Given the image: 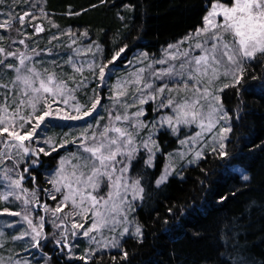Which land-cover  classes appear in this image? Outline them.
Wrapping results in <instances>:
<instances>
[{
  "label": "rangeland",
  "instance_id": "rangeland-1",
  "mask_svg": "<svg viewBox=\"0 0 264 264\" xmlns=\"http://www.w3.org/2000/svg\"><path fill=\"white\" fill-rule=\"evenodd\" d=\"M193 1L196 2L195 6ZM108 2L107 6L115 13L113 17L118 21L128 20L127 23L132 26L119 43H114L107 31L98 35L97 32L86 29L87 18L92 22L97 13L66 16L58 9V0H4L0 3V23L5 19L11 22V27H0V48H4L9 41V49L25 51L31 57V60L26 61L30 67L41 73L45 69L48 72L54 71L58 74V79L67 81L70 88L76 89L67 105L59 104L63 109L61 115H76L74 106L77 104L82 106L83 112L90 107L97 94L100 97V105L96 111L84 119L47 117L32 139L25 141V144L30 145L27 155L22 150L17 155L16 148L5 147L0 141V153L11 154V158L8 155L0 157L3 160L0 162V175L3 179L0 182V232H3V236H0V252H3L0 261L13 259L15 264H97L106 259L110 264H264V240L256 243L257 238L264 232L256 227L254 220L255 209L259 208V203H264V56L257 54L255 59L245 61L243 79L235 87H223L225 84L231 85L233 81L230 75H225L223 67L219 69L218 78L208 86L209 94L201 98L195 108L202 117H207L212 111L209 105L222 109L228 115L225 119H219L221 112L213 113L215 126L211 131L201 132L197 123L176 122L175 105L159 107L168 95L175 102H184L188 98L189 103L196 95L203 96V93L194 95V90L178 89L175 86L177 80L189 84L193 81L168 76L164 80H157L151 77V73L170 65L178 68L186 58L202 54L201 49L194 45L210 33L200 36L196 33L204 27V17L211 10V5L218 0ZM223 2L227 4L229 0ZM126 5L129 7H125ZM147 10H152L149 29L142 26L145 17H148ZM26 11L31 15L25 17L23 25L15 23ZM163 11L168 15L170 13L167 20L172 24L177 25L184 18L182 26H175L174 31V28L160 29L157 24L163 21ZM191 11L194 12L192 20L187 17V13ZM171 16H177V21H171ZM219 19L221 18L218 17L217 20ZM37 26L42 31L37 32ZM10 39L16 45L14 42L10 43ZM225 39L229 37L226 36ZM21 40L24 41L23 44L19 42ZM125 46L126 50L120 58L108 65L103 85L99 86L101 82L93 76L89 65L111 60L116 50ZM166 53L177 58L169 59L163 65L154 63L167 58ZM69 58L77 66L83 65L82 71H74L73 66L68 63ZM0 61H3L0 63V82L8 83L14 79L15 71L6 65L19 66V60L0 56ZM149 64L152 68H148ZM142 68L144 72L140 75L143 79L137 85L132 81ZM81 80H86V84L76 88V83ZM145 81H151L157 87L168 82L173 91L169 93L166 89L155 100L148 99L145 104H140L137 100L133 104V98L140 95L137 88H142ZM204 84L207 85V77L204 78ZM221 88L223 91H220ZM259 90L261 94H257ZM4 94L5 90L0 89V106H3ZM12 99L9 94V105ZM51 99L49 97V102ZM124 105L128 107L125 108ZM52 107L55 109L57 104ZM139 109H143V114L136 116ZM11 111L10 107L9 113ZM29 112L31 108H22L20 115ZM110 113L113 117H128L127 120L115 121L116 126L126 128L132 134L133 144L130 147L137 149L124 177L127 175L132 176L134 181L139 180L143 192L133 199L131 190L125 193L121 189V195L126 197L123 202L119 197H113L107 203L100 200L93 209L91 201L87 199L88 193L107 199L108 192L112 191L108 186L109 181L101 178L102 181L106 179L105 185L102 187L101 183L98 190H93L75 183L76 177L72 173L75 170L78 176L80 171H88L74 168L83 163L82 156L88 155L83 153L80 140L84 133L87 132L90 137L92 132H99L104 125L109 124ZM169 117L172 118L171 123ZM97 124L100 128H97ZM222 126L231 127L230 132L224 133L226 139L223 141L228 156L224 157L223 167H214V161L220 156L212 151L215 144L212 138L219 133ZM258 127L261 129H257ZM173 128L176 129L175 132ZM197 133L201 135L197 136ZM4 135L7 136V133ZM61 144L63 147H60ZM52 147L56 151H51ZM39 148L51 151V154L46 156L39 153L38 162L33 164L32 161L37 160V157L30 158L31 150ZM197 152L202 153L200 158L196 157ZM124 158L126 159L117 156V159ZM6 160H10L8 167ZM62 161L63 173L73 182L72 187L82 189L86 199L80 207L88 209L87 211L77 208L75 211L79 214H72V202L68 201L61 212H53L61 202L62 194L68 191L63 187V183L67 181L58 176ZM21 165V172H17L16 169ZM120 167L123 165H119ZM208 167L211 168V174L207 176L209 185L202 192L198 186L195 194L186 200L189 196L187 187L191 186L192 179L204 175ZM31 168H37L41 186H34V176L28 173ZM217 170L219 174L215 173ZM166 173V180L157 185L156 181ZM244 173L250 177L249 180L241 178ZM6 176L12 180H18L22 176L20 187L9 189L7 186L10 180ZM25 180H29L31 190L21 187ZM53 180H61V192L55 191ZM255 184L259 189L252 190L251 185ZM10 191H14L15 195L4 199L2 194ZM52 195L56 199H52ZM26 200L29 203L26 204ZM76 200L79 205V195ZM9 212H18L20 215H9ZM202 214L205 218L199 220ZM25 215L32 220L33 225H43L37 229L41 232L40 247L32 246L29 235H25L23 239H14L25 232H31V227L23 219ZM94 222H97V227L90 230L87 236L83 235ZM73 224L77 227L73 228ZM214 226L225 230L226 241L220 237L215 238ZM137 227L141 229L142 242L135 234ZM125 228L127 232L124 231ZM152 228L156 230L155 235L150 234ZM73 232L76 233L75 236L72 235ZM65 236L69 247L57 246L55 241L59 239L65 242ZM174 246H180L184 251L174 249ZM133 248L136 249L134 252ZM207 248L209 253L205 252ZM124 253H127L126 257Z\"/></svg>",
  "mask_w": 264,
  "mask_h": 264
},
{
  "label": "snow or ice",
  "instance_id": "snow-or-ice-1",
  "mask_svg": "<svg viewBox=\"0 0 264 264\" xmlns=\"http://www.w3.org/2000/svg\"><path fill=\"white\" fill-rule=\"evenodd\" d=\"M4 0H0V3H3ZM125 7H129L126 5ZM9 15H12L9 13ZM31 15L29 12H24L23 15H20L18 19L15 20V23L23 25L25 17ZM221 18L217 20V18ZM35 18V17H33ZM0 27L8 28L11 27V22L8 19H5L3 23H0ZM36 31H42V28L39 26L36 27ZM205 35L203 40L197 41L195 47L201 49V55L191 56L182 61L177 68L176 65H170L167 68L160 69L158 71H153L151 77L157 80H164L165 76L170 78H186V80L193 81L192 84L181 82L180 80L176 81V88H183L185 90H194L195 94L203 93V96L196 95L195 99L189 103L188 98H185L184 102H175L171 95L164 97V100L161 101L159 107H173L176 112V122L183 124H193L197 123L201 128V132L211 131L215 126V117L213 113L219 111L221 115L219 119H225L227 113L223 112L222 109H216L212 105V111L208 113L207 117H202L200 112L196 110L195 105L199 103L201 98H205L209 94V87L213 80L218 78V72L221 67L225 69V75H230L232 77L231 85L225 84L223 87H235L239 85L243 79V73L245 68V61L255 59L257 54L264 56V0H229L226 4L223 0H218L211 5V10L204 17V27L197 30L196 35L200 36L201 34ZM86 35V33H85ZM229 39H225V37ZM21 44L24 43L23 40L19 41ZM97 47H99L97 45ZM173 47V46H170ZM91 50V49H89ZM126 50L125 47H121L116 50L115 54L112 56L111 60L103 62L100 64H90L89 67L92 70L93 76L98 78L101 82L99 86L103 85L104 78L106 75V69L108 65L114 63L121 54ZM4 49L0 48V52H3ZM8 56H16V53L9 52ZM187 57L188 54L184 53ZM144 57H147V54H144ZM165 59H160L155 61L157 64H166L169 59H176L177 57L172 54L166 53ZM19 60V66L6 65L8 68H12L15 71L14 79L10 80L8 83L0 82V89L5 90L3 106H0V136H4L7 133V137H10L12 141L16 143L9 144L7 139L4 143L5 147L16 148L17 155L20 154V151L24 154H29L30 145L25 144V141H30L33 135L36 133V130L40 127L42 123L45 122L47 117H57L64 120H81L85 117L92 115L96 111L97 106L100 105V97L97 94L90 107L85 108L81 112V107L79 104L75 105L76 115H61L63 109L59 107L60 103L65 105L68 104V99L71 98V94L75 91V88H70L68 82L63 79H58V74L56 72H48L47 69L43 73L37 71L34 67H30L26 60H31V57H27L24 54H21L17 57ZM3 63V61H0ZM68 63L71 64L74 68V71L80 72L83 69V65L77 66L71 58H69ZM148 68H152V65L149 64ZM23 69V71L21 70ZM111 71V70H109ZM144 69H139L135 74L136 79L132 81L137 85L140 84L143 77L140 73H143ZM207 77V85L204 84V78ZM86 80H81L76 83V88L84 86ZM151 89V91H148ZM168 90L169 93L173 91V87L170 86L168 82L162 83L160 86H155L151 81H145L142 88H137V91L140 93L138 97L133 98V104L138 100L140 104H145L148 102V99L155 100L157 95L163 94L165 90ZM223 91V88L220 89ZM9 94L13 97L11 105L8 103ZM49 97H51V102H49ZM62 99H57L61 98ZM213 99H218V97H213ZM166 101V102H165ZM42 103L41 107H38ZM53 104H57V107L54 109ZM12 108L11 113H9V108ZM125 108L128 105H124ZM22 108H31V112L20 115ZM143 114V109H139L135 115L140 116ZM99 115V114H98ZM17 117L19 123H17ZM198 117H201L199 120ZM122 119L127 120L128 117L125 115H113L109 114V124L103 126L102 130L99 132H92L89 134L86 132L83 134L80 140V147L82 148L83 153H87V156H82L81 160L83 163L81 165L74 166V168H83L88 169L87 172L80 171L77 176L76 171L74 170L72 176L76 177L75 183L82 184L84 188H92L93 190H98L100 184L102 183L101 178H106L109 181V187L112 191L108 192L107 199L105 197L93 196L91 193H88L87 199L91 201V206L93 209L99 204L100 200H104L105 203L108 200H112L113 197H119L121 202H123L126 197L121 195V189L126 193L131 190L133 194V199H136L143 192V188L139 186V180L133 181L130 185L124 180V174L127 173L131 161L134 158V153L137 149L130 145L133 144L132 134L127 131L126 128H121L116 126L115 121H121ZM171 117L168 118L169 123H171ZM6 121H10L6 123ZM34 121V123H33ZM207 121V124H205ZM142 124V122H140ZM26 125L30 127H26ZM97 128H100V125L97 124ZM175 132L176 129L173 128ZM231 127H221L218 134L213 135V141L215 144L212 148L213 152H217L220 157H227L228 153L225 151L226 144L223 142L226 137L224 133L230 132ZM197 136H200L201 133H197ZM195 142V138H193ZM182 143H186L182 141ZM63 147V144L60 145ZM147 147V144H145ZM51 151H56L55 147L51 148ZM51 151H45L44 148L32 149L31 155L36 156L37 160L32 161L33 164H36L39 159V153L44 155H50ZM8 155L11 158L10 153H0V157ZM126 157V159H117V156ZM202 156L201 152L196 153V157L200 158ZM63 163L61 162V170L58 173V176L61 177L63 181V187L68 189L66 193L62 194L61 202L53 209L54 213H59L63 210L66 202L71 201L73 207L72 214H79L75 211L77 208L80 211H87L88 209L80 207L86 199L83 194L82 189L73 188L72 181L68 179L63 173ZM150 164L151 161L149 160ZM117 165H123V167L117 168ZM7 171V170H6ZM28 171V169H25ZM119 172V175L116 173ZM10 180L8 188L12 189L15 187H20V182L23 179L21 176L18 180H12L10 177H7ZM83 178V179H81ZM167 178V173L162 175L157 181V185L164 182ZM243 180L247 181L250 177L247 173H244L241 177ZM35 179V177H33ZM55 187L56 192H61V180L52 181ZM26 191V190H25ZM3 195L4 199H7L9 195H15L14 191L6 192ZM79 195L80 204H77L76 197ZM33 196L35 194L33 193ZM52 199H56L55 195L51 196ZM29 203V201H25ZM47 210V206H44ZM171 212V210H169ZM9 215H20L18 212H9ZM27 221L28 225L31 227V232H25L20 236L14 237V239H23L25 235L31 236L32 246L40 247L41 232L38 231V228H42V223L40 225H33L32 220L28 218L27 215L23 217ZM41 220L43 218L41 217ZM167 223V221H165ZM73 228H76L77 225L73 224ZM82 227V225H80ZM97 227V222H94L90 229L85 230L83 235L87 236L88 232ZM66 231V230H65ZM127 232V229L124 230ZM135 234L140 237V242H142V232L139 227L135 229ZM73 236L76 235L75 232L72 233ZM0 236H3V232H0ZM95 240V237L92 238ZM59 247H69L62 240L55 241ZM2 246V245H0ZM69 251L71 249L69 248ZM125 257L127 253H124Z\"/></svg>",
  "mask_w": 264,
  "mask_h": 264
},
{
  "label": "trees",
  "instance_id": "trees-1",
  "mask_svg": "<svg viewBox=\"0 0 264 264\" xmlns=\"http://www.w3.org/2000/svg\"><path fill=\"white\" fill-rule=\"evenodd\" d=\"M108 1L109 0H58V5H59L58 9L61 10L60 12H64V14L66 16H73V14L77 15V14H82V13L87 15L90 12L97 13L95 15V17H94V21L91 22V21H89L90 18L89 17L87 18L88 24L86 26V29L87 30L89 29V31H92V32H97L98 35H100L103 31H107V32H109V34L111 36V40L114 43H119V42H121V40H123L126 37L128 31L130 32L132 26H131V23H127L128 20L127 21L126 20L118 21L117 19H115L113 17V16H115V13H112V11L110 10L109 6H107L109 4ZM198 1L200 2V0H198ZM195 4H196V2L194 3V1H193V5L194 6H195ZM147 11H148V15H147L148 17H145V23H144V25L142 24V26L146 27V29L147 28L149 29L150 28V23L152 21V10H147ZM193 13L194 12H192V11L187 13L188 14L187 17H189L191 20L193 19L192 17H194ZM161 15H162L161 17L163 18V21L161 23L157 24V26H160L159 27L160 29L166 28V29L170 30V29L174 28L173 29V31H174L176 29L175 26L179 27V26H182V24H183L184 18L180 20V23L175 25V23L172 24L170 21L167 20V18L169 17L170 13L168 15V13L166 11H163ZM145 16H146V14H145ZM125 18L127 19V17H125ZM171 21H177V16L172 17ZM184 22H186V21H184ZM137 28H139V27H137ZM13 42L16 45L15 41H13ZM13 42L10 39V43H13ZM8 43H9V41H8ZM8 43L6 42V46L4 48H2V49H4V51L0 52V56L2 58L3 57L4 58L10 57V58H13L15 61H18L17 57H19L21 54H24L27 57L29 56V55H27L25 53V51L24 52L21 51V50L12 51V49H9V47L7 46V45H9ZM9 52L16 53V56H8L7 53H9ZM261 93L262 92L260 90L257 91V94H261ZM257 97H258V95H257ZM2 126H4V125H0V127H2ZM257 129H261V127H258ZM33 157L34 156L30 155V158H33ZM9 161L10 160H8V162H7V160H6L7 167L9 166ZM0 162H3V160H0ZM224 163H225V158L224 157H219V159H216L214 161L213 166L214 167L215 166L223 167ZM22 166L23 165L18 167L16 169V171L17 172H19V171L21 172V170L23 168ZM117 168H119V165H117ZM210 169L211 168L208 167L206 173L204 175L199 176L198 179L197 178L192 179L191 186H189L190 188L187 187L189 189V191H187V192H189L188 193L189 196H188V198L186 200L190 199L193 196V194H195L196 188H198V186H200L201 192L203 190H205V188H207V184L209 185L208 177L211 174V170ZM217 172H219V171L217 170L215 173H217ZM258 172H261V170L260 171L258 170ZM28 173L35 177V179L33 180L34 181V186H41L42 185V181L40 179L41 177H40V175H39V173L37 171V168L29 169ZM217 174H219V173H217ZM259 177H262V176H259ZM124 180L130 185V183L132 181H134V178L132 176L125 175ZM261 180H262V178H261ZM2 181H3V179L1 178V175H0V182H2ZM105 181H106V179H104L102 181V184H101L102 187L105 185ZM21 187H23L24 189H27V190H31V186L29 184V180L23 181ZM251 189L252 190H257L259 188L255 184V185H251ZM174 196H176V194ZM235 196L239 197L240 195H234V197ZM259 211H260V213H259ZM254 213L256 215L255 218H254V220H256V222H255L256 227H258L259 229H261L262 232H264V203L263 204H262V202L259 203V208L258 209L256 208ZM249 216H250V214H249ZM204 218H205V216L202 214L200 216L199 220H203ZM214 227H215L214 228L215 229L214 230L215 238L217 239V238L220 237V239L226 241L225 240L226 239L225 230H223V228H221V229L217 228L216 226H214ZM155 231L156 230L154 228H152L150 230V234L155 235ZM261 240H264V233H262V235H260L257 238V242L256 243H258V241H261ZM154 244L155 243H153V245ZM197 247H198V245H197ZM166 248H168V246ZM175 248H177V247L174 246V249ZM177 249L184 251L182 248L180 249V246ZM187 249H188V247H187ZM135 250L136 249L133 248L132 252H134ZM205 252L209 253L210 250L207 248L205 250ZM1 255H3V252H0V257H1ZM155 256H157V255H155ZM0 264H15V262H14L13 259H10L8 261H0ZM97 264H110V263H109L108 260L105 259V260H101V261L97 262Z\"/></svg>",
  "mask_w": 264,
  "mask_h": 264
},
{
  "label": "water",
  "instance_id": "water-1",
  "mask_svg": "<svg viewBox=\"0 0 264 264\" xmlns=\"http://www.w3.org/2000/svg\"><path fill=\"white\" fill-rule=\"evenodd\" d=\"M5 139H7L8 142H12V143H16L14 141L11 140L10 137H7L6 135L4 136H0V141H1V144L4 145V143H2Z\"/></svg>",
  "mask_w": 264,
  "mask_h": 264
}]
</instances>
